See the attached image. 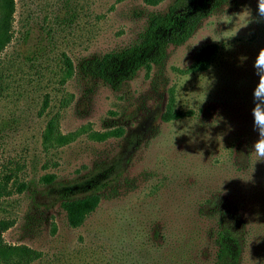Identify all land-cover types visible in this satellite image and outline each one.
Returning a JSON list of instances; mask_svg holds the SVG:
<instances>
[{
	"label": "rangeland",
	"instance_id": "374dc122",
	"mask_svg": "<svg viewBox=\"0 0 264 264\" xmlns=\"http://www.w3.org/2000/svg\"><path fill=\"white\" fill-rule=\"evenodd\" d=\"M13 2L0 49V181L7 176L9 190L0 220L11 222L3 241L38 252L29 264H215L214 237L226 226L244 244L240 264L257 261L264 161L251 151L252 65L264 21L256 0L222 6L117 90L76 72L60 83L62 55L75 66L132 44L169 0ZM209 44L217 50L208 68L190 72ZM170 93L184 116L163 122ZM51 119L67 136L54 147L41 138ZM90 193L98 205L69 227L61 199Z\"/></svg>",
	"mask_w": 264,
	"mask_h": 264
},
{
	"label": "trees",
	"instance_id": "16d2710c",
	"mask_svg": "<svg viewBox=\"0 0 264 264\" xmlns=\"http://www.w3.org/2000/svg\"><path fill=\"white\" fill-rule=\"evenodd\" d=\"M163 0H142L145 6L155 7ZM233 0H169L163 12H149L145 24L137 39L130 45L105 53L79 60L75 66L62 55L60 83L76 72L86 80H96L117 90L130 81L140 70L159 65L166 57L169 47H176L186 42L194 33L202 20L209 17L222 6ZM14 11L13 0H0V49L10 40V24ZM217 50L216 45L209 44L200 48L189 67L190 72L204 71ZM46 106L43 102L42 108ZM184 114L175 110L172 93L160 115L163 122L177 120ZM42 144L49 147L61 145L67 136L61 135L56 129L54 120H48L42 132ZM49 181L50 177H46ZM0 181V198L8 195L7 179ZM89 182V186L96 188ZM101 183L99 184V186ZM21 184L17 185V189ZM99 196L90 193L75 198L61 199L60 206L65 213L69 227L80 226L84 219L96 208ZM11 225L10 221L0 220V264H29L36 260L39 253L23 245L6 244L2 233ZM257 236L256 241L262 239ZM238 241L230 227L222 226L215 234V264H240V255L244 244ZM252 254V253H251ZM257 261L253 264H264V245L258 246Z\"/></svg>",
	"mask_w": 264,
	"mask_h": 264
},
{
	"label": "clouds",
	"instance_id": "9594fccd",
	"mask_svg": "<svg viewBox=\"0 0 264 264\" xmlns=\"http://www.w3.org/2000/svg\"><path fill=\"white\" fill-rule=\"evenodd\" d=\"M256 2L257 16L260 18V20L256 22H261L264 21V0H256ZM240 15H244L247 20V23L242 25V27H247L249 23L253 22L248 11H243ZM228 22H231V20ZM238 31L239 29H237L234 35ZM252 67L254 69V74L258 77L257 84L252 91L253 108L251 110L253 129L257 133V139L253 142L251 151L255 154L257 162L264 161V48L258 50Z\"/></svg>",
	"mask_w": 264,
	"mask_h": 264
}]
</instances>
